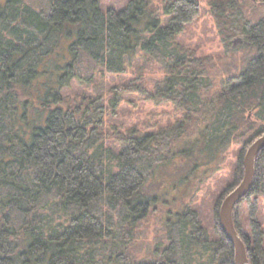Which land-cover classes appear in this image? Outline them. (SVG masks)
Instances as JSON below:
<instances>
[{
    "label": "trees",
    "instance_id": "16d2710c",
    "mask_svg": "<svg viewBox=\"0 0 264 264\" xmlns=\"http://www.w3.org/2000/svg\"><path fill=\"white\" fill-rule=\"evenodd\" d=\"M152 1L0 0V264H233L219 201L211 227L192 202L241 144L235 186L264 134V0L205 2L216 64L177 41L201 0ZM135 96L170 116L119 122ZM259 195L264 148L232 214L250 264H264Z\"/></svg>",
    "mask_w": 264,
    "mask_h": 264
},
{
    "label": "rangeland",
    "instance_id": "374dc122",
    "mask_svg": "<svg viewBox=\"0 0 264 264\" xmlns=\"http://www.w3.org/2000/svg\"><path fill=\"white\" fill-rule=\"evenodd\" d=\"M103 9L106 8H118L124 6L127 0H100ZM160 0H153V6H158ZM207 0H201V8L197 13L196 17L189 25L185 27L183 32L177 36V41L183 46L189 47L190 49H194L202 55H207L211 58V63H218V61H222L224 55L222 53L221 43L216 34V30L213 25V20L208 13V9L206 6ZM241 43L239 40L234 41L233 47L239 46ZM137 64H133L130 69L124 74L118 75L116 77H111L110 82L115 84L123 83L129 78H132V71L139 69V62ZM135 65V68H134ZM155 77V76H154ZM151 78V81L153 78ZM155 80V78H154ZM136 97V96H135ZM136 109L130 111L128 116L123 115L119 112L116 115L117 120L127 122H148L150 119L160 118L163 119L165 117L170 116V106H165L162 104H155L150 101H142L136 97ZM165 111L167 113H165ZM171 118V117H170ZM241 148V144H233L229 147L227 154L223 157V164L221 165V170L219 172H212V177L204 183L203 186H200L199 193L194 197L192 206L200 211V217L205 226H212V208L216 202H220L223 196L230 189V184L232 185L231 176L234 169V163L237 155L239 154V150ZM157 183H153L151 185V191H156ZM163 191V190H161ZM218 202V203H219ZM249 203V204H248ZM241 203L236 207V220L242 224L245 223L244 227L246 229L245 216L246 213L251 209L252 205L250 202ZM254 217L259 224V228L262 231L263 236V247H264V196L259 195L257 200L256 209L254 211ZM250 230L247 231L248 235L252 229L251 225H249ZM252 232V231H251Z\"/></svg>",
    "mask_w": 264,
    "mask_h": 264
},
{
    "label": "water",
    "instance_id": "95a60500",
    "mask_svg": "<svg viewBox=\"0 0 264 264\" xmlns=\"http://www.w3.org/2000/svg\"><path fill=\"white\" fill-rule=\"evenodd\" d=\"M237 40V39H236ZM264 148V134L254 139L245 149L242 157L243 175L220 200L217 209L218 223L222 234L230 242L233 250V264H250L242 238L233 223V209L249 191L254 177L255 160Z\"/></svg>",
    "mask_w": 264,
    "mask_h": 264
},
{
    "label": "flooded vegetation",
    "instance_id": "af4514ba",
    "mask_svg": "<svg viewBox=\"0 0 264 264\" xmlns=\"http://www.w3.org/2000/svg\"><path fill=\"white\" fill-rule=\"evenodd\" d=\"M233 45H234V43H233ZM235 216H237V215L235 214Z\"/></svg>",
    "mask_w": 264,
    "mask_h": 264
}]
</instances>
